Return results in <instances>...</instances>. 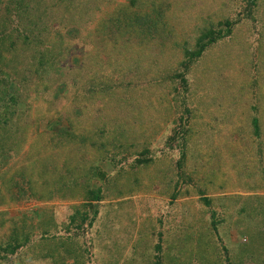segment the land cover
Wrapping results in <instances>:
<instances>
[{"label": "rangeland", "instance_id": "1", "mask_svg": "<svg viewBox=\"0 0 264 264\" xmlns=\"http://www.w3.org/2000/svg\"><path fill=\"white\" fill-rule=\"evenodd\" d=\"M0 264H264V0H0Z\"/></svg>", "mask_w": 264, "mask_h": 264}, {"label": "trees", "instance_id": "2", "mask_svg": "<svg viewBox=\"0 0 264 264\" xmlns=\"http://www.w3.org/2000/svg\"><path fill=\"white\" fill-rule=\"evenodd\" d=\"M136 19L139 21V24L142 25V26H144L147 23V21L145 20V16L144 15H139V16H137ZM204 50H205L204 46H201V48L198 51V53L194 54V57L195 58H199L202 55V53L204 52Z\"/></svg>", "mask_w": 264, "mask_h": 264}]
</instances>
